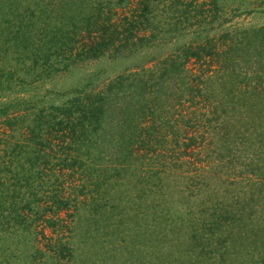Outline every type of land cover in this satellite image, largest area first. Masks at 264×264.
Instances as JSON below:
<instances>
[{"label":"trees","instance_id":"trees-1","mask_svg":"<svg viewBox=\"0 0 264 264\" xmlns=\"http://www.w3.org/2000/svg\"><path fill=\"white\" fill-rule=\"evenodd\" d=\"M128 3L0 0V264H264V25ZM169 43L158 70L42 91Z\"/></svg>","mask_w":264,"mask_h":264},{"label":"rangeland","instance_id":"rangeland-1","mask_svg":"<svg viewBox=\"0 0 264 264\" xmlns=\"http://www.w3.org/2000/svg\"><path fill=\"white\" fill-rule=\"evenodd\" d=\"M187 1L189 0H185V2ZM197 1L200 2L203 0ZM204 1L207 3L209 2V0ZM220 1L221 6H225V9H223L225 11V14H223L224 16L219 18V20L224 17V19L226 18L228 20L227 24L241 28H257L264 25V0H218V2ZM136 2L137 0H131V3H128L125 7H123L124 9L119 10L118 13L122 16L131 14L134 9L137 8V5H135ZM231 27L232 26H230V28ZM191 30H194V28H191ZM214 32L215 31H211L210 35H213ZM140 36H143V34H140ZM189 37L192 38V35L189 34L188 38ZM170 46L171 43H169V45H167L165 48L161 47L160 45L155 48L147 49L144 51L142 50L139 54L137 53L136 56H124L112 60L102 58L98 61H93L83 66H72L70 70L71 72L69 74H59L50 77L49 80L42 85V91H44L45 89L49 91L53 90L55 91L54 93L60 94L54 95L55 97L50 95V97H53L54 100L49 102H55V105L64 102V100L66 99L63 96L64 91H69L74 87H81L86 83H89L93 88H96V91H99V89L101 90L102 88H104L105 84H107L115 77L125 74L128 75L129 72L133 71L131 70V68H133L136 62L144 61V59H146L147 57L154 56L156 60L153 63L147 64V67L154 68V71L158 70V67L155 64L156 62L158 63V61L160 60L159 57L164 54L165 50L167 51L171 48ZM1 123L2 119H0V125ZM0 130H3L2 126H0ZM1 136L2 135H0V137ZM109 165L112 166L111 164ZM173 208L175 207L170 206L169 210L174 211ZM36 230L38 232L41 231V226H37ZM44 231L46 236L50 235L49 230ZM69 236L70 234H68V237ZM38 237L40 238V240L38 239V242H36L37 246L40 248H44L48 242L46 240H43L41 235ZM33 243V245L35 246V242ZM21 251L32 252L33 250L30 244H27V246L24 245V247H22L19 251L17 250L16 253H19Z\"/></svg>","mask_w":264,"mask_h":264}]
</instances>
